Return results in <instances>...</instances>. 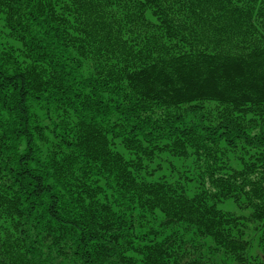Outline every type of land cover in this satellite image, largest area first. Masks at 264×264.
Segmentation results:
<instances>
[{"label":"trees","instance_id":"1","mask_svg":"<svg viewBox=\"0 0 264 264\" xmlns=\"http://www.w3.org/2000/svg\"><path fill=\"white\" fill-rule=\"evenodd\" d=\"M62 1L0 0V264H264V0Z\"/></svg>","mask_w":264,"mask_h":264},{"label":"rangeland","instance_id":"2","mask_svg":"<svg viewBox=\"0 0 264 264\" xmlns=\"http://www.w3.org/2000/svg\"><path fill=\"white\" fill-rule=\"evenodd\" d=\"M59 4L62 5V12L66 14L64 17H61V19H63L67 23V28H68L67 32L69 30V32L72 36L78 37L81 32L79 31V26L77 25L78 18L76 16H74L73 9H71L72 5L74 4L73 1L63 0ZM126 26L127 25H125V27ZM220 205L224 209H232V210L235 209L234 205L231 202H223Z\"/></svg>","mask_w":264,"mask_h":264}]
</instances>
